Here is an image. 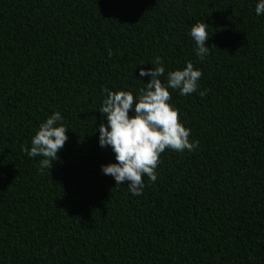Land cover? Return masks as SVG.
I'll return each instance as SVG.
<instances>
[{
	"label": "trees",
	"instance_id": "1",
	"mask_svg": "<svg viewBox=\"0 0 264 264\" xmlns=\"http://www.w3.org/2000/svg\"><path fill=\"white\" fill-rule=\"evenodd\" d=\"M256 0H0V264H264V14ZM205 22L210 53L187 35ZM155 56L191 61L169 103L197 146L160 153L138 196L100 165V89L135 94ZM140 63H146L138 65ZM60 111L50 169L32 135ZM131 115V110L129 112Z\"/></svg>",
	"mask_w": 264,
	"mask_h": 264
},
{
	"label": "clouds",
	"instance_id": "2",
	"mask_svg": "<svg viewBox=\"0 0 264 264\" xmlns=\"http://www.w3.org/2000/svg\"><path fill=\"white\" fill-rule=\"evenodd\" d=\"M254 11L257 16L264 14V0H256ZM207 25L204 21H196L187 33L197 57H205L211 50L205 44L210 36ZM143 64L146 63L138 65ZM147 64L151 67H141L139 76H148L149 79L135 96L129 90L102 87V100L97 108L106 120L96 129L98 145L110 147L115 161L101 164V172L110 175L115 185L127 181V190L134 196L142 194L145 188L142 177L146 176L150 182L156 181L159 155L166 147L180 152L192 151L198 143L189 139L191 129L184 126L178 116L179 110L168 102L169 89L178 90L181 96L194 92L203 96L207 91L199 90L202 73L191 61H185L182 68L167 71L166 83L160 79L165 75L162 58L155 56ZM63 120L60 111H53L39 124L31 137L30 147L21 145V150L29 157H41L38 162L40 170L50 169L68 139V128Z\"/></svg>",
	"mask_w": 264,
	"mask_h": 264
}]
</instances>
